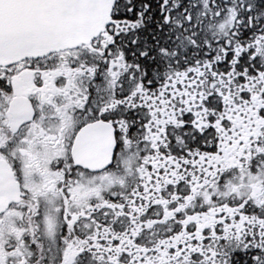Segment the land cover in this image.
<instances>
[{
	"label": "snow or ice",
	"instance_id": "1",
	"mask_svg": "<svg viewBox=\"0 0 264 264\" xmlns=\"http://www.w3.org/2000/svg\"><path fill=\"white\" fill-rule=\"evenodd\" d=\"M0 264H264V0H0Z\"/></svg>",
	"mask_w": 264,
	"mask_h": 264
}]
</instances>
